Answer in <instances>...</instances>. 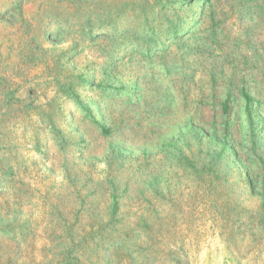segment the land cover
I'll list each match as a JSON object with an SVG mask.
<instances>
[{
	"label": "rangeland",
	"instance_id": "1",
	"mask_svg": "<svg viewBox=\"0 0 264 264\" xmlns=\"http://www.w3.org/2000/svg\"><path fill=\"white\" fill-rule=\"evenodd\" d=\"M79 2L0 0V264H264V0H213L153 57L129 46L140 33L114 42L79 25L124 6L135 21L143 0ZM243 87L261 101L256 143ZM228 94L236 160L214 161L194 127L223 130Z\"/></svg>",
	"mask_w": 264,
	"mask_h": 264
},
{
	"label": "trees",
	"instance_id": "2",
	"mask_svg": "<svg viewBox=\"0 0 264 264\" xmlns=\"http://www.w3.org/2000/svg\"><path fill=\"white\" fill-rule=\"evenodd\" d=\"M212 1L213 0H143L148 8L135 21H133L132 17L125 11L127 6H124L120 10H117L114 15L111 14L113 13L111 11L109 13L110 15H107L106 18H102L101 15H96L94 17L89 15L84 19L81 17L79 25L82 27L83 33L92 35L93 28H91V26H98L100 24L98 28L102 30L104 35L112 38L114 42H117L119 39H121V42L127 39H133L135 35L140 33L141 38L134 40V42H130L129 46H132V49L135 51L147 55V57H153L157 56L159 53L165 52L168 49L167 45L169 43L175 45L181 44L183 39L189 36L193 32V29L213 11ZM85 3H87V0H80L79 8H82ZM140 6L141 4L139 7ZM95 21H97V25ZM62 27L63 26H61V28ZM105 30L107 31L105 32ZM44 37L50 41L51 34L47 32L44 34ZM74 96L76 105L84 111L85 117L97 127L100 134L105 138L112 136V129L95 119L91 108L79 98L76 92H74ZM240 97L244 103V114L251 132L252 141L256 143L258 136L256 134L255 112L257 103H261V101L259 100L258 102V99L245 87L240 90ZM231 101L232 95L228 94L222 103V111L224 113L223 130L217 125H213L209 132H206L203 128L194 127L198 133H203L208 137V150H213L211 159L214 161H221L226 157L230 159V153L236 160V151L231 146L230 134L228 133V130L234 125ZM261 121L264 127V119ZM222 131H224V133ZM115 150H117L121 156L125 153V149L120 145H117ZM191 163H193L195 168H198L194 162ZM203 167H207V164ZM9 173L12 174V171L10 170ZM247 175L251 190L260 185V182L251 178L248 172ZM261 181V187L264 191V179ZM108 183L113 186L115 185V183L110 180H108ZM119 210L120 203L114 196L113 206L107 210L111 212V216L109 215L111 222H115ZM91 213L97 215L100 219L102 218L101 212L97 208L92 207ZM107 226L109 227L110 225H94L92 229L99 235L105 232ZM88 239L90 238L87 236L82 238L79 240L78 245L82 246L88 243ZM103 240L105 241V239ZM100 243L101 242L98 241L95 244L96 247H90L89 251L94 252L98 250L100 248ZM89 246L90 244H87L86 248Z\"/></svg>",
	"mask_w": 264,
	"mask_h": 264
}]
</instances>
